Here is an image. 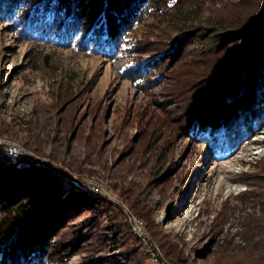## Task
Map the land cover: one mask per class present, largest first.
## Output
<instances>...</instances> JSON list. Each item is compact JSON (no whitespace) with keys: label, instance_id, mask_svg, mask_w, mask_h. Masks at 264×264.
<instances>
[{"label":"rangeland","instance_id":"1","mask_svg":"<svg viewBox=\"0 0 264 264\" xmlns=\"http://www.w3.org/2000/svg\"><path fill=\"white\" fill-rule=\"evenodd\" d=\"M253 2L180 0L168 9L173 23L143 16L112 56L24 38L0 22V149L104 198L92 230L81 222L96 212L85 206L53 232L56 250L33 247L32 264H264V221L255 227L263 216L251 197L264 117L235 130L242 139L226 131L229 140H213L227 150L201 128L194 134L202 44L183 31L230 21ZM173 45L184 46L178 59L133 71Z\"/></svg>","mask_w":264,"mask_h":264},{"label":"trees","instance_id":"2","mask_svg":"<svg viewBox=\"0 0 264 264\" xmlns=\"http://www.w3.org/2000/svg\"><path fill=\"white\" fill-rule=\"evenodd\" d=\"M178 3L180 0H0V22H12L24 38L53 45H76L112 56L120 52L133 22L139 23L145 15H155L173 23L168 9ZM172 10L184 12L180 7ZM230 19H216L206 26L183 30L192 31L190 44H202L196 47L201 65L194 81L200 84L192 108L193 112L199 108L200 114L192 118L191 124L194 134L195 127L201 128L203 138L209 141L229 131L232 139H242L253 121L264 117V0H255L249 11ZM183 47L173 45L168 50H156L158 55L145 58L133 71H148L166 54L178 59L184 53ZM239 128L243 133L239 131L236 136L235 130ZM225 141L212 143L219 150H227L231 146ZM57 172L25 157L13 158L0 149V238L8 239L0 247V264H32L31 251L35 246L43 250L52 243L56 250L62 242L53 232L85 206L96 213L84 218L82 225L91 230L96 226L104 198ZM256 176L259 192L251 197L263 217L253 216V222L255 227L262 228L264 165ZM85 235L78 233L79 237ZM6 250L11 257H4Z\"/></svg>","mask_w":264,"mask_h":264}]
</instances>
